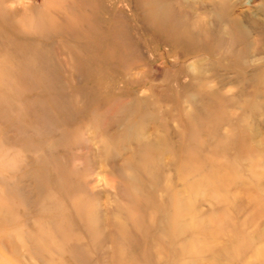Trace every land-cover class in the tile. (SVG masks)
Wrapping results in <instances>:
<instances>
[{"label": "rangeland", "instance_id": "1", "mask_svg": "<svg viewBox=\"0 0 264 264\" xmlns=\"http://www.w3.org/2000/svg\"><path fill=\"white\" fill-rule=\"evenodd\" d=\"M0 73V264H264V0H0Z\"/></svg>", "mask_w": 264, "mask_h": 264}, {"label": "bare ground", "instance_id": "2", "mask_svg": "<svg viewBox=\"0 0 264 264\" xmlns=\"http://www.w3.org/2000/svg\"><path fill=\"white\" fill-rule=\"evenodd\" d=\"M221 1H222V0H221ZM49 24H51V25L53 26V25H54V20L51 19V20L49 21ZM28 59L35 60V55L31 56V57L28 58ZM28 59H27V60H28ZM32 60H31V61H32ZM27 62H28V61H27ZM21 72H22V71H21ZM0 76L3 77L1 73H0Z\"/></svg>", "mask_w": 264, "mask_h": 264}]
</instances>
